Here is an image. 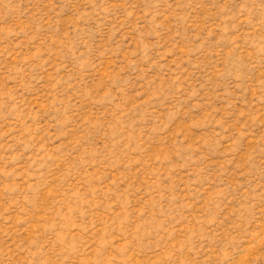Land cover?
Returning a JSON list of instances; mask_svg holds the SVG:
<instances>
[{
	"label": "rangeland",
	"instance_id": "1",
	"mask_svg": "<svg viewBox=\"0 0 264 264\" xmlns=\"http://www.w3.org/2000/svg\"><path fill=\"white\" fill-rule=\"evenodd\" d=\"M0 264H264V0H0Z\"/></svg>",
	"mask_w": 264,
	"mask_h": 264
}]
</instances>
